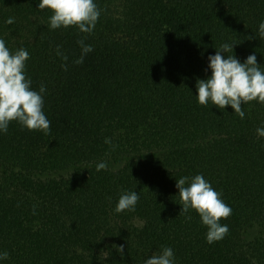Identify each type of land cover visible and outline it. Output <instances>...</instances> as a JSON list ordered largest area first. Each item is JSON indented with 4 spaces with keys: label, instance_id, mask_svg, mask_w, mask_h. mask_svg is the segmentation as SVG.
<instances>
[{
    "label": "trees",
    "instance_id": "16d2710c",
    "mask_svg": "<svg viewBox=\"0 0 264 264\" xmlns=\"http://www.w3.org/2000/svg\"><path fill=\"white\" fill-rule=\"evenodd\" d=\"M94 2L87 34L50 29L39 0H0V39L29 52L51 122L47 134L15 121L0 132V264H143L162 247L174 264H264V104H243L241 119L200 105L195 87L223 43L264 71V0ZM81 38L93 50L77 64ZM197 174L232 209L212 244L196 211L179 213L176 179ZM129 191L135 210L115 212Z\"/></svg>",
    "mask_w": 264,
    "mask_h": 264
},
{
    "label": "clouds",
    "instance_id": "9594fccd",
    "mask_svg": "<svg viewBox=\"0 0 264 264\" xmlns=\"http://www.w3.org/2000/svg\"><path fill=\"white\" fill-rule=\"evenodd\" d=\"M37 8L48 9L52 12L49 17L48 27L57 29L60 27H76L81 33L90 34L99 19L100 9L94 0H39ZM14 18L9 17L5 23H14ZM257 37L249 36L248 39ZM258 37L264 39V21L258 26ZM81 55L74 63H83L84 56L91 52L92 46L84 43L81 38L77 41ZM233 44L223 43L216 49V53L208 56V68L210 76L196 81V98L200 105L207 106L209 102L219 109L231 106L232 110L243 119L245 112L242 105L253 101L264 104V71L257 63L255 53L246 57L241 62L233 55ZM63 60L68 57L59 52ZM225 53L231 55L225 56ZM29 52L19 48L15 52L10 51L5 41L0 39V132L6 133L10 122L19 123L22 128L29 131H41L47 134L50 131L51 122L43 111V93L46 88L41 84L39 91L33 90L31 80L25 73L26 61ZM66 69L67 65H63ZM256 133L264 137V127L257 128ZM105 143L111 144L106 138ZM107 163L96 164V170H106ZM178 189L180 212L196 211L207 231L206 242L212 244L223 239L229 229L227 225L220 223L221 219H227L232 209L221 199V193L216 191L201 174L192 177L182 176L176 179ZM139 200L135 191L122 192L115 205L114 211H134ZM124 245L116 246V251L123 255ZM7 251H0V260L8 259ZM143 264H174V252L170 247H162L159 254H155L144 260Z\"/></svg>",
    "mask_w": 264,
    "mask_h": 264
}]
</instances>
